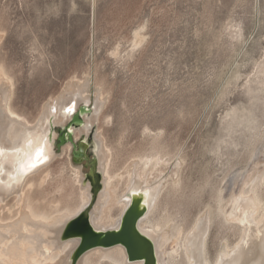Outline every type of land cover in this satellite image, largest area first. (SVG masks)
Here are the masks:
<instances>
[{
  "label": "rangeland",
  "instance_id": "374dc122",
  "mask_svg": "<svg viewBox=\"0 0 264 264\" xmlns=\"http://www.w3.org/2000/svg\"><path fill=\"white\" fill-rule=\"evenodd\" d=\"M0 65L8 106L29 124L69 83H86V100L52 127L55 156L28 191L34 209L76 213L81 170L92 197L71 221L91 225L100 144L112 175L158 161L146 220L171 219L162 249L177 243V253L165 264H186L184 235L200 217L207 264L236 244L245 225L225 213L235 195L252 197L255 218L264 215V0H0ZM66 126L72 141L65 134L60 143ZM124 188L122 179L116 194ZM14 201L0 204L4 221L16 217Z\"/></svg>",
  "mask_w": 264,
  "mask_h": 264
},
{
  "label": "bare ground",
  "instance_id": "6f19581e",
  "mask_svg": "<svg viewBox=\"0 0 264 264\" xmlns=\"http://www.w3.org/2000/svg\"><path fill=\"white\" fill-rule=\"evenodd\" d=\"M5 77L6 74L0 68V204L14 195L17 214L14 219L6 221L0 216V264H144L142 258L130 259L125 246L120 243L98 245L80 254L82 236H74L66 230L71 219L89 204L92 197L91 183L81 170L77 169L76 172L80 191L76 213L70 209L47 213L34 209L29 201L28 191L32 186L33 176L44 173L55 156L53 144L56 133H52V127L65 124L78 104L86 100L83 94L86 83H69L60 98L45 105L42 117L34 124H29L8 106L9 83ZM71 100L74 102L67 106ZM51 116L53 121L49 119ZM73 129L71 128L72 131ZM78 131H85L84 126L79 127ZM70 145L72 144H68L69 149ZM109 156L108 149L99 144L97 157L102 175V190L90 213L93 233L118 231L125 213L133 208L138 214L129 215L125 240L135 253L146 249L147 243L153 255V264H165L167 255L173 257L177 253V243L171 245L169 253L162 249L166 234H162L160 230L171 219L165 216L154 223L146 220L160 191V184H156L155 180L158 175L154 174L158 171V161L148 158L145 161H132L123 172L112 175ZM47 175L48 173L42 176L40 181L43 182ZM122 179H125V188L118 195L115 190ZM24 184H28L25 185L26 189L23 188ZM115 205L120 208L117 218L111 215V209ZM257 208L252 197L246 195H235L229 200L226 217L242 223L245 228L238 242L220 253L213 264H264V215L256 219ZM132 222L143 240L131 232ZM180 231H177V235ZM206 231V218L200 217L184 235L182 247L186 264H207L204 258Z\"/></svg>",
  "mask_w": 264,
  "mask_h": 264
},
{
  "label": "water",
  "instance_id": "95a60500",
  "mask_svg": "<svg viewBox=\"0 0 264 264\" xmlns=\"http://www.w3.org/2000/svg\"><path fill=\"white\" fill-rule=\"evenodd\" d=\"M80 117L78 115H75L73 117V121H79ZM65 131H62L59 135V142L63 143L65 141L64 136L67 134V136L70 137V132L68 131V126L65 127ZM80 146V153L85 149L86 144L84 142L79 143ZM79 153V154H80ZM77 154V155H79ZM124 220L122 222L121 228L116 232H108V233H93L89 223L87 222V219L85 216L78 217L77 219L71 221L68 224V230L66 232L72 233V235H81L82 236V244L80 245V254L89 248L101 245V246H109L114 244H122L125 246L128 256L130 259H133L135 257L144 259V264H153V255L149 248V245L146 243V249H141L135 253V251L131 248L130 243L125 240L124 233L126 230V227L128 225V219L129 215L135 214L137 215L138 212L134 210L133 208L128 209V211L125 213ZM65 232V233H66ZM131 232L138 238L142 239L140 235L138 234L137 230L135 229L133 222L131 224ZM143 240V239H142ZM144 244V242H143ZM134 251V252H133Z\"/></svg>",
  "mask_w": 264,
  "mask_h": 264
},
{
  "label": "snow or ice",
  "instance_id": "6c2138e0",
  "mask_svg": "<svg viewBox=\"0 0 264 264\" xmlns=\"http://www.w3.org/2000/svg\"><path fill=\"white\" fill-rule=\"evenodd\" d=\"M69 111H71V109H69Z\"/></svg>",
  "mask_w": 264,
  "mask_h": 264
}]
</instances>
